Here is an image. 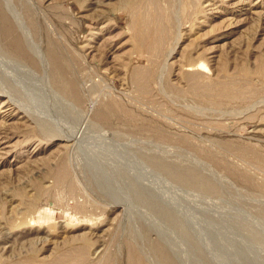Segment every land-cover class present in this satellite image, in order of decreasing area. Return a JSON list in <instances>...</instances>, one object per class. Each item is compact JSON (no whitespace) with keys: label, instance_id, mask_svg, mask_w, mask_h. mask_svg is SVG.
<instances>
[{"label":"rangeland","instance_id":"rangeland-1","mask_svg":"<svg viewBox=\"0 0 264 264\" xmlns=\"http://www.w3.org/2000/svg\"><path fill=\"white\" fill-rule=\"evenodd\" d=\"M14 4L45 50L51 88L83 109L97 98L88 113L93 122L128 133L121 142L133 133L134 146L173 161L163 174L174 185L162 183L159 165L147 162L142 191L117 165L122 146L115 139L108 150L115 161L108 164L95 157L101 145L77 152L72 141L57 137L51 128L71 112L56 111L53 99L33 87L35 78L18 76L23 67L7 61L39 75L42 65L26 46L23 53L14 49L0 27L7 64L0 66V264H172L157 244L159 230L188 264H204L162 213L170 197L211 210L208 223L240 215L245 249L264 258V242L247 228L264 231V0ZM41 120L51 121V130L44 132ZM171 171L193 177L186 179L191 188Z\"/></svg>","mask_w":264,"mask_h":264},{"label":"bare ground","instance_id":"bare-ground-1","mask_svg":"<svg viewBox=\"0 0 264 264\" xmlns=\"http://www.w3.org/2000/svg\"><path fill=\"white\" fill-rule=\"evenodd\" d=\"M20 1H22V0H20ZM11 20H13V22L18 26L17 27L16 25H14L20 32L22 42L19 40L17 35L14 34V30H13L14 27L11 24ZM0 21H1L0 27H3L5 32H6V35H9L12 46L14 47V49L23 53L22 48L24 46H26L29 52L31 50L32 53L36 54L37 59L40 61L42 68H43L42 75H39L33 68H29L27 66V64H25L23 62H20L16 59H12L11 61H7V62H10L9 64L12 67H15L16 65L23 67V68H20L18 70V73H19L18 76L26 75L29 78H35L36 82H35L33 87L36 90L43 91V93H45V95L47 94V96H49V98L51 97V99H53L54 108L56 111H58V112L60 111V113L62 114L64 112V111H62V109H63L65 111H67V113L68 112L69 113L71 112V114L74 113L73 114L74 116H72L70 114V116H68L70 118H68V119L66 118V116H64V118L63 117L60 118L59 121H55V123H56L55 130L50 127L53 132L54 131L56 132L57 137H60L66 141H72L73 142L72 150L74 148H76L77 152L81 150V147L87 146L86 149H89L92 146L96 147L97 145H99V146L101 145L102 149L99 150L98 154L95 157L101 158V160L108 161L107 162L108 164H111L110 162L113 163V161H115L113 159V157L111 156L110 152L108 151L111 143L114 142L113 140L115 139L117 142H120L119 144L122 146L121 152H118V153L115 152L117 154L116 157L119 159V162H117L118 163L117 165L120 167V169H123V170H125V167H126V171H127L128 175L131 177V181L135 180L139 184H141L142 191L145 190V184L147 183V182L145 183V180H146L145 167L147 166V162L150 163L149 164L150 166H151V163H153L156 166L159 165L158 167L160 170H158V172L159 171L161 172L160 174L162 175V178H161L162 183H165L171 187H172V185H174L173 182H170V180H168V178H165V174H163V173H165L164 171H166V169H168L169 167L172 166L173 161L170 162V160L164 159L162 156H159L154 151H153L154 153H151L150 151H145V148L142 145H140L141 144L140 142H139L140 144L136 143V146H134L135 141H133V139H135L136 137H134L135 135L133 133H132L133 136L131 133H129V136H128L129 141H127L126 139L125 140L123 139L127 143L123 142V141L121 142V141H119L120 140L119 138L124 137V136L127 137L128 133H127V135H125L124 132H123V134L120 132L116 133V131L110 132L109 130L102 128V126L100 127L99 126L100 124L98 125V123H96V121L93 122V119H91V114H88V113H89V111L91 112V110H93V108L97 104V101H98L97 98H95V99L94 98L93 99L88 98L89 99L88 106L83 109L77 104L78 100L76 101V100L71 99V98L69 99L66 96L63 97L61 95V93H59L58 91H55V89L53 90V88H51V84H49V80L47 77V71H48L47 70L48 69L47 58L43 52L45 50L43 48H41L35 42V40L33 39L31 30L25 25L22 18L19 17V12L17 11V7L14 4V0H0ZM1 50H2V48H1ZM4 52L5 51L0 52V66H1V64H3V66H7L6 61H3L1 59V55H6V54H4ZM58 58H59V56L56 54V59H58ZM98 81H99L98 79H94L93 81L91 80L90 87L95 86L96 83H98ZM36 90H34L32 88V91L36 92ZM1 93L4 94L3 91H0V95H1ZM7 97H8V99H11V96H9V93L7 94ZM55 102L57 105H55ZM13 104H14V102H13ZM18 108H20V107H18ZM23 110L25 112V109H23ZM25 113H27V112H25ZM77 116L80 117V118H78L80 120L74 121ZM50 118H51V116H50ZM49 120H48V122L46 120H41V126H42V129H44L43 130L44 132H46L47 130H51V129L47 128V126H46L47 123L51 122ZM52 121L54 122V120H52ZM70 121L75 125L71 124ZM93 129H95V130L98 129V130L95 132ZM140 137H142V136H140ZM140 137L138 139H141ZM154 146H155V144H154ZM157 146H159V145H157ZM167 148H168V145H167ZM167 148H166V150H167ZM171 148H172V146H171ZM86 149H85V151H89ZM91 151H92V148H91ZM89 154H90V152H84V155H87V157L89 156ZM109 157L113 160L109 161ZM165 157H166V155H165ZM172 157L174 158L173 154H172ZM64 164H62V165H64ZM108 164H106V165H108ZM66 165L67 164H65V166ZM174 166H175V164H174ZM63 168H64V166H63ZM113 168L117 169L115 166ZM146 168H149V167H146ZM173 168H175V167H173ZM177 168H179V167H176V169ZM151 170L153 172L154 169L151 168ZM169 170H171V169H169ZM169 170H168V172H169ZM117 171H118V169H117ZM171 175L175 178L177 177L176 178L177 180H181V179L186 180L188 178V175H186V173H184V172L182 175H180V174H177V172L174 173L171 171ZM194 175L196 176L197 174L195 173ZM198 175H200V177H201V174H198ZM149 176H150V174H149ZM158 176L160 177V175H158ZM192 178L190 177L189 179L191 180ZM153 179H155V178L153 177ZM189 179H187V180H189ZM195 179H197L196 182L201 181V180H199L200 178L198 179L195 177ZM195 179H193L192 181H194ZM187 180H186V182H187ZM202 180H204V179H202ZM169 183H171L172 185ZM187 183H189V182H187ZM201 183L203 184V182H200L199 184H201ZM184 184H185V182H184ZM205 185H208V183ZM173 187H175V186H173ZM189 187L191 188V184L189 185ZM192 187H193V184H192ZM184 191H186V190H184ZM187 193H188V191H187ZM189 193H190V191H189ZM173 198L174 197H170V199L167 198V199H169L170 204L169 203L167 204L169 207H165V208H167V210H162L163 211L162 213H164L166 216H168L170 218V220H172V222L175 223L174 225L179 226V228H180L179 230L181 231V234L186 238V240L188 242V248H190L191 246L195 247V249H196L195 251H197L196 256L199 259H201V262H203L204 264H264V258L263 257L261 258L258 255L259 253L257 254V256H255V254L253 256V255H251L250 248L245 249V247H244V246H247V244L245 245L243 243V239L241 237L243 235H242L240 227L238 225V223H239L238 220L240 219V215L239 216L235 215V217H237L238 219L235 217L233 218L232 216H229V217H227V218H229L227 221L225 220V221H222V223H220L219 221H217L214 218L210 219L211 214H214L211 210L210 211L207 210L208 213L203 212V210H201V211L194 210V207H192L193 204H191V202H190L191 200L187 201V198H186V200H184V202L181 203V200H180L176 204V200ZM167 199H165V200H167ZM161 203L162 204H160V203L159 204L163 205V206L166 205V203H164V202H161ZM124 205L126 206V204H124ZM194 216H197L199 219L198 218L195 219ZM207 216L210 217L208 220L209 223L212 220L216 223V226H214L215 228H212L211 224H209L207 222V219H208ZM213 217H214V215H213ZM219 219H221V218H219ZM247 228L251 229V227H247ZM253 228H254V226H253ZM250 229H249V231H251V233H253L254 236L258 235L259 238H261L262 241L264 242V231H258V228L257 229L255 228V230L254 229L250 230ZM148 230H150V228H148ZM154 230L156 231L157 229H154ZM153 233H154V231H153ZM155 235H156V239H157V244L159 243V247H161V250H163V253H165V255L167 256L166 260H168L172 264H188L190 262V261H188V258L186 256L187 254H183L181 252L179 247H177L175 241H172V244H171V240H168L170 238H168L165 235V233H163L162 231L159 230V231L155 232ZM257 244L258 243H256V245ZM263 250H264V248H263ZM190 252H191V250H190ZM199 259L197 260V262L200 261Z\"/></svg>","mask_w":264,"mask_h":264}]
</instances>
